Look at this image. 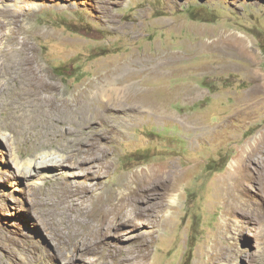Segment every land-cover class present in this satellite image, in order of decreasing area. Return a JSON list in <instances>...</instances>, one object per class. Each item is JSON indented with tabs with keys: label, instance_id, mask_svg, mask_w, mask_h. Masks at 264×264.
<instances>
[{
	"label": "rangeland",
	"instance_id": "obj_1",
	"mask_svg": "<svg viewBox=\"0 0 264 264\" xmlns=\"http://www.w3.org/2000/svg\"><path fill=\"white\" fill-rule=\"evenodd\" d=\"M4 6L16 14L0 20V89L15 88L6 78L28 62L73 97L124 68L132 73L120 84L139 88L142 112L129 124L87 130L103 135L106 155L98 175L76 176L95 192L115 191L121 215L108 200L89 202L104 250L70 264H123L121 255L141 264H264V0H0ZM1 134L9 141L0 136V264H66L43 227L45 177L18 165L35 159L31 141L7 128ZM158 170L170 180L138 197L136 178Z\"/></svg>",
	"mask_w": 264,
	"mask_h": 264
},
{
	"label": "bare ground",
	"instance_id": "obj_2",
	"mask_svg": "<svg viewBox=\"0 0 264 264\" xmlns=\"http://www.w3.org/2000/svg\"><path fill=\"white\" fill-rule=\"evenodd\" d=\"M29 12L25 18L31 16ZM0 13L3 24L2 15L9 19L11 15L16 14L8 6L1 7ZM27 60H30V57H27ZM122 70L97 79L89 94L73 97L63 93L40 68L28 62L18 69H12L13 72L6 75L8 81L16 83L15 88L10 87L7 91L0 89V112L5 114L0 120L3 121L0 123V136H3L2 129L7 128L18 142L31 141L35 159L25 163L19 162L18 165L26 176L45 177L44 183L47 187L43 189L39 203L49 213L43 214V227L51 237L57 239V252L54 257H63L66 264L85 254L96 255L104 250L100 245L104 237L101 226L88 221L91 218L89 202L93 203L96 198L108 200L116 207V218L121 215L115 191L107 189L106 195H103L102 191L95 192L85 182H79L76 175H85L84 181L98 175L95 168L106 155L103 135H88L89 127L99 123L110 130L120 131L121 127L129 124L130 119L136 118L142 112L139 107L141 99L137 98V83L131 80L128 84H120L121 81L127 80L132 72L129 73L131 70L127 68ZM129 90L133 99L128 98ZM93 101L100 103L98 106L101 107L93 106ZM3 137L9 141L6 136ZM44 148L52 150L39 152ZM64 165H69L70 168ZM168 172L158 170L150 177L143 174L136 178L138 197L148 196L154 185L169 181ZM56 216H60L61 225H58L59 219ZM118 253L119 251L111 252V255L117 257ZM235 253L241 257L245 256V252L238 248ZM121 256L123 264H141L140 260L132 256ZM103 258L102 261L87 258L86 263L110 264L107 258Z\"/></svg>",
	"mask_w": 264,
	"mask_h": 264
}]
</instances>
